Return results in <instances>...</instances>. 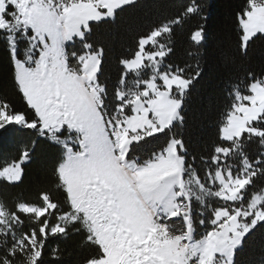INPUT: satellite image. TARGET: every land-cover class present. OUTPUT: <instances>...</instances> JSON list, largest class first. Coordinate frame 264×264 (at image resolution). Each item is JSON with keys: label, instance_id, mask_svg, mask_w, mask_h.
Instances as JSON below:
<instances>
[{"label": "rangeland", "instance_id": "1", "mask_svg": "<svg viewBox=\"0 0 264 264\" xmlns=\"http://www.w3.org/2000/svg\"><path fill=\"white\" fill-rule=\"evenodd\" d=\"M138 1L0 0V33L7 35L21 93L36 112L42 132L64 151L60 178L73 213L61 217L51 233H63L67 223L81 221L104 253L103 259L90 264H233L244 238L264 221V193L246 207L234 206L242 203L250 184L252 167L248 162L238 174L227 166L220 167L206 186L185 170L181 145L176 141L146 166L127 160L134 142L163 133L180 121L190 82L164 68L167 51L158 39L170 26L145 40L136 59L125 65L127 72L148 67L153 75L144 83L128 86L123 82L118 97L124 105L111 126L102 112L100 55L88 53L75 65L69 62L68 47L84 41L92 23L113 21L119 10ZM10 3L16 11L13 20H6L3 13ZM41 14L51 15L52 34L37 30L34 22ZM74 19L80 20L78 30H69ZM242 29L245 48L255 37L264 35V0L251 1ZM201 37L199 44L202 33ZM56 47L62 49L61 54L53 51ZM158 93L180 103L171 121H161L157 115ZM129 105L134 114L121 119ZM85 115L102 130V151L93 150L82 130ZM263 117L264 81L254 83L248 96L237 94L222 138L234 141L247 132L263 136L252 129ZM23 119L9 116L0 104V129L9 124L22 126ZM228 155L229 151L219 150L214 164H225ZM28 156L24 155L23 162H29ZM169 160L179 166L167 163ZM21 164L5 165L0 180L20 183ZM53 209L49 203L43 207L19 205L20 212L35 219ZM12 224L18 222L0 203V238L12 232Z\"/></svg>", "mask_w": 264, "mask_h": 264}, {"label": "trees", "instance_id": "2", "mask_svg": "<svg viewBox=\"0 0 264 264\" xmlns=\"http://www.w3.org/2000/svg\"><path fill=\"white\" fill-rule=\"evenodd\" d=\"M251 1L141 0L119 10L113 21L92 23L84 41L68 47L72 65L88 53L100 55L102 112L111 126L124 105L118 97L123 82L128 86L144 83L153 75L148 67L127 72L125 64L136 59L143 41L170 26L169 32L158 39L167 51L164 68L190 82L180 121L163 133L134 142L127 160L146 166L176 141L181 145L179 153L185 170L206 186L220 167L227 166L238 174L248 162L252 176L242 203L234 205L237 208L248 206L264 193V135L247 132L234 141L222 138L237 94L248 96L254 83L264 81V35L255 37L246 48L243 43L242 21ZM196 32L203 35L200 44L192 38ZM11 52L7 35L0 33V104L9 116L25 120L22 126L9 124L0 129V171L10 163H22L23 174L17 184L0 180V203L5 213L18 222L12 224L9 235L0 238V264L99 261L104 253L81 221L67 223L63 233H51L61 217L73 213L60 178L64 151L42 132L36 112L21 93ZM133 114L129 105L120 118ZM252 129L264 134V117ZM219 150L229 151V155L225 164L217 166L214 160ZM25 154L29 162H23ZM46 203L54 209L40 219L19 211L21 204L43 207ZM233 264H264V221L244 238Z\"/></svg>", "mask_w": 264, "mask_h": 264}, {"label": "snow or ice", "instance_id": "3", "mask_svg": "<svg viewBox=\"0 0 264 264\" xmlns=\"http://www.w3.org/2000/svg\"><path fill=\"white\" fill-rule=\"evenodd\" d=\"M16 8L14 4L10 3L8 7L5 9V12L3 13L4 18L6 20H13L14 16L13 13H15ZM189 11H192V9H189ZM35 25L37 26V30L43 29L44 31H48L50 34H52L55 29L53 27V20L51 18L50 14H41L39 15L35 20ZM80 23L79 19H74L71 21L69 30L72 28H76L78 30V25ZM58 35V33L56 34ZM67 35V34H66ZM193 40L196 42H199V40L202 38L200 32H196L193 35ZM54 44L56 41V36L53 37ZM53 51L56 52L57 55L61 54L62 49L59 47H56L53 49ZM161 56L165 55V53H160ZM158 100H157V115L160 117L161 121H171L177 114V109L180 107V103L178 101H171L169 100L168 96L166 94H160L158 93ZM82 130L85 132L86 138H89L93 145V150H103V136H102V130L98 127V125L95 123V121L91 118L90 115H85L82 120ZM167 163L173 165V166H179L177 162L169 160ZM167 190H170V186ZM167 194V191L162 193L160 199H163V196ZM220 243H223V241H220Z\"/></svg>", "mask_w": 264, "mask_h": 264}, {"label": "crops", "instance_id": "4", "mask_svg": "<svg viewBox=\"0 0 264 264\" xmlns=\"http://www.w3.org/2000/svg\"><path fill=\"white\" fill-rule=\"evenodd\" d=\"M143 42H144V41H143ZM143 42H142V47H143ZM142 47H141V49H142ZM146 54H147V53H146ZM126 64H127V63H126ZM126 64H125V65H126Z\"/></svg>", "mask_w": 264, "mask_h": 264}]
</instances>
